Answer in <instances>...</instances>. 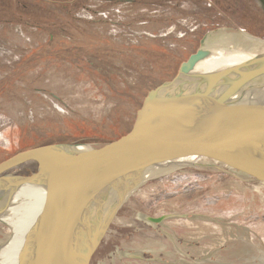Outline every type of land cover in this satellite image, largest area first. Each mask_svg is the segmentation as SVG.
<instances>
[{
    "label": "rangeland",
    "instance_id": "374dc122",
    "mask_svg": "<svg viewBox=\"0 0 264 264\" xmlns=\"http://www.w3.org/2000/svg\"><path fill=\"white\" fill-rule=\"evenodd\" d=\"M148 1L38 0L34 18L25 22H9L8 14L0 11V161L35 145L96 148L100 137L93 132L125 131L147 93L177 76L205 34L211 33L205 46L217 51V57L220 49L235 51L229 56L238 57L232 65L264 52L263 44L245 43L241 33L233 37L227 30L149 26L147 16L162 12L153 14ZM154 40L164 50L157 51ZM146 42L158 53L154 60H145L139 51L121 52L122 46ZM110 46L117 53L100 64V77L84 56ZM72 47L79 52L68 53ZM106 58L104 53L101 60ZM263 63L257 61L252 69ZM249 84L264 88V73L252 72ZM135 94L131 123L126 128L115 125L122 120L115 107L132 102ZM34 172L24 166L9 175L28 177ZM15 198L0 205V254L12 245L14 233H20ZM166 215L176 217L160 225L142 218ZM196 261L264 264V185L208 169L164 171L130 195L90 264Z\"/></svg>",
    "mask_w": 264,
    "mask_h": 264
},
{
    "label": "water",
    "instance_id": "95a60500",
    "mask_svg": "<svg viewBox=\"0 0 264 264\" xmlns=\"http://www.w3.org/2000/svg\"><path fill=\"white\" fill-rule=\"evenodd\" d=\"M210 34L173 80L147 93L125 136L99 148L43 145L0 161V197L10 201L26 191L37 208L42 201L19 264H50L51 256L58 255L64 257L62 264H90L130 195L167 170H215L264 185V88L249 84L252 72L264 73V63L252 69L264 62V52L200 72L197 66L217 53L205 46ZM24 166L35 172L9 175ZM59 198L63 204L68 200V212L63 227L47 237L54 209L63 206ZM173 217L144 218L160 224Z\"/></svg>",
    "mask_w": 264,
    "mask_h": 264
},
{
    "label": "flooded vegetation",
    "instance_id": "af4514ba",
    "mask_svg": "<svg viewBox=\"0 0 264 264\" xmlns=\"http://www.w3.org/2000/svg\"><path fill=\"white\" fill-rule=\"evenodd\" d=\"M147 6L154 8L153 14L162 12L147 16L149 26L227 30L233 37L241 33L245 43L264 45V0H149Z\"/></svg>",
    "mask_w": 264,
    "mask_h": 264
},
{
    "label": "trees",
    "instance_id": "16d2710c",
    "mask_svg": "<svg viewBox=\"0 0 264 264\" xmlns=\"http://www.w3.org/2000/svg\"><path fill=\"white\" fill-rule=\"evenodd\" d=\"M37 1L38 0H0V11H5L6 12V14H5L6 16L8 14L7 21H9V22H25L26 20L29 21L30 19L34 18L33 14H35V12L32 10V8L33 7L36 8V5H34V4H36ZM73 1L75 2V0H72V2ZM53 3H55V1ZM40 12L43 13L45 11L41 10ZM13 14H15V16ZM46 15H40V16H46ZM48 16H51L50 13L47 15L46 18H48ZM90 36L93 37L91 34H90ZM153 42L157 43V44H155V46H156L155 49L157 51L164 50L163 47L158 45V41L154 40ZM111 47L112 46L107 48V50H104V49L102 50V48H101L98 51L90 52L87 56H84V57L89 59V60H87V63H89V64L91 63L92 64L91 69H93L94 71H98L97 74L101 75L100 77H104L103 73H99V71H102L100 69V67H101L100 64L102 62H105V61L109 60L110 59V55H115L117 53V51L112 50L113 48H111ZM124 50L125 51L126 50L132 51L133 54H136V53L138 54L137 51H139V53L144 57L145 60H148V58L152 60L153 59L152 58L153 55L154 54H158V53H155L157 51H154L152 49L151 45L148 42H146V45H141V46H137V47L136 46H129L128 48H124L122 46L121 52L124 51ZM44 51H45V49H44ZM52 52L53 51L45 52V53L47 55H51ZM69 52L78 53L79 51H76L74 49V47H72V48L68 49V53ZM104 53L107 56V58L104 61H102L101 58H102V55ZM125 60H129V59L127 57H125ZM168 67H170V68L172 67L170 65V63H168ZM145 94H146V92H145ZM136 102H137V95L135 94V99L132 102L122 103V104H119V105H117L115 107V110H118L120 112L119 113L120 116L122 117V120H119L117 123L115 122V125H120L123 128H126L131 123V121H132V119L134 117L133 111H134V109L136 107ZM112 113H113V111H112ZM129 118H131V119L129 120ZM133 123L125 131H124V129L122 130V128H121L122 131L119 134H114V133H112L111 130H103V132H101V133H96V132H93V129L89 128L90 131L93 132L92 135L94 137H100L98 139V143L96 145V148H99V147L103 146L106 143H109V142H112V141H116L119 138H121L122 136H125L131 130V128L133 126ZM125 125H126V127H125ZM39 146H43V145L31 146V147H29V148H27L25 150L32 149V148L39 147Z\"/></svg>",
    "mask_w": 264,
    "mask_h": 264
},
{
    "label": "bare ground",
    "instance_id": "6f19581e",
    "mask_svg": "<svg viewBox=\"0 0 264 264\" xmlns=\"http://www.w3.org/2000/svg\"><path fill=\"white\" fill-rule=\"evenodd\" d=\"M218 54L219 53H216L215 55H213L212 57H210L209 59H207L206 61L201 63L199 65V67L197 68V70L200 72H203V71H211L214 69H219L221 67H225V66H229V65L231 66L232 63L236 59H238V57H236V56L229 57L231 55H225V54H221V53H220L221 54L220 57H217ZM203 65H204V69H203ZM33 188L36 189V187H33ZM31 195L32 196L30 197L27 195L26 191H23L20 194H18L16 196V198L14 199L17 202L16 205H18L17 210L21 213V219H20V223H19L20 224V233L19 234L14 233L13 236L15 237V239H14V241H12V243H11L12 245L9 248H6L5 251L1 252L0 264H19V259H20L19 256H20L21 252L23 251L22 249L25 246L24 243H25V241L31 239V237H32V234L30 232L32 229L33 221L36 218L37 214H40L43 207H42V201H41V204L37 208L36 204H34L33 194H31ZM42 199H43V195L41 194L40 200H42ZM63 201L64 200H62L61 198L58 199V202L62 203ZM7 202H8L7 200L0 197V205L1 204L4 205ZM61 203H59V204H61ZM68 208H69V205H68V200H67V202H65L62 207L57 205V208L54 209V211H53L54 217L49 222V227H48L49 231L47 232V237H50L51 235H53V233L55 232V229L57 227H60V228L63 227L62 220H64L63 217L67 214ZM10 221H8V222H10ZM67 245L65 246L66 248H68ZM63 260H64L63 256L62 257H60L59 255L55 256V257L51 256L50 264H62ZM56 261H58L59 263Z\"/></svg>",
    "mask_w": 264,
    "mask_h": 264
}]
</instances>
